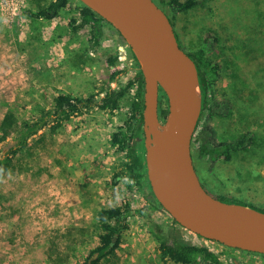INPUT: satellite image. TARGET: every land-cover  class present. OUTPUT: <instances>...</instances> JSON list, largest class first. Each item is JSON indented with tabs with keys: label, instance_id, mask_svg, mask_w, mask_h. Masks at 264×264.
<instances>
[{
	"label": "rangeland",
	"instance_id": "obj_1",
	"mask_svg": "<svg viewBox=\"0 0 264 264\" xmlns=\"http://www.w3.org/2000/svg\"><path fill=\"white\" fill-rule=\"evenodd\" d=\"M154 1L172 17L166 5L169 0ZM37 6V0H0V123L8 110L20 121L31 118L37 106L50 107L57 92L77 97L99 93L100 98L104 96L101 88L110 84L109 57L120 51L132 58L126 42L106 23L96 48L91 47V26L77 33L69 27L72 17L81 22L75 10L77 0L54 20L28 17L26 11ZM174 22L186 53L201 46L208 30L220 37L219 49L212 55L221 66L217 86L219 96L233 102L234 113L215 120L219 134L233 137L238 131L252 129L257 135L249 152L235 155L229 162L216 159L213 173L210 162L194 150L201 179L214 195L264 208V0H203L194 9L179 13ZM133 64L122 68L130 72ZM126 78L119 77L116 84L112 81V87H123ZM162 100L168 106L167 97ZM122 105L113 114L96 107L55 132L48 129L46 141L38 143L42 147L34 150L33 157L16 160L23 169L11 170L1 179L0 264H53L50 254L74 264L95 246L97 211L121 203L130 204L133 215L115 257L101 264H175L161 259L160 243L150 231L153 224L183 243L220 252L228 264H264V256L226 249L187 231L152 195L147 198L140 188H130L126 179L113 183L125 160L111 141V135L128 119L127 105ZM48 186L53 193L44 197L40 190ZM36 204L42 206L41 217L52 221L31 227L28 222L34 213L27 214ZM56 247L58 254L52 253Z\"/></svg>",
	"mask_w": 264,
	"mask_h": 264
},
{
	"label": "trees",
	"instance_id": "obj_2",
	"mask_svg": "<svg viewBox=\"0 0 264 264\" xmlns=\"http://www.w3.org/2000/svg\"><path fill=\"white\" fill-rule=\"evenodd\" d=\"M37 1L39 5L37 8L26 11L28 17L37 20H54L61 16V13L70 6L73 0H50L43 4H41L43 0ZM77 1L79 6L75 10L80 15L81 22L77 23V18L72 17L68 25L76 33L86 26H91V47H99L104 35L103 24H110L79 0ZM202 2L203 0L167 1L166 5L172 13V17H168L174 28V19L179 13L188 12ZM159 6L164 10L161 4ZM120 37L122 38L121 35ZM123 41L125 43L124 39ZM219 46L220 37L218 33L215 30H208L203 35L201 46L193 52H188L197 65L203 96L202 114L194 134L193 144L196 146L198 156L210 162V173L214 171L216 159L229 162L235 155L249 152L255 145L257 137L256 132L252 129L238 131L233 137L221 136L214 125L217 118H230L234 113L233 102L224 96H219L217 84L222 77L221 66L212 57L218 51ZM129 50L134 59L130 72L128 68H122L119 53L109 57L108 61L112 71L108 82V84L110 83L109 86L101 88L104 96L98 98L99 93H91L88 96L77 97L69 93L57 92L50 107L37 106L36 113L24 121H20L12 110L7 111L0 123V181L9 171H14L16 168L19 171L23 169L15 164L16 160L23 156L33 157L34 150L42 147L38 143L46 141L45 132L48 129L55 132L58 128L69 123L73 117L89 113L96 107L113 114L117 110H121L122 104L125 103L128 119L117 133L111 135L112 144L118 147L125 158L121 163L122 170L116 172L113 177V183L117 185L122 179H126L130 188L134 185H141V181L147 172L143 130L144 77L135 55L130 48ZM128 74L130 76L123 87L119 89L112 87V81H117L118 77ZM133 90L134 92L131 93ZM164 95L162 92L159 105L162 119L166 117L168 111L162 100L166 97ZM5 148L8 150L3 153ZM210 193L222 201L235 203L225 195ZM159 206L162 207L160 204ZM246 206L257 208L255 205ZM260 208L257 210L264 212V208ZM131 215H133V209L127 203L98 210L96 225L98 232L95 246L74 264H89L90 259L96 253H98V257L91 264H101L103 261L110 262L121 245L122 236L128 229V219ZM173 221L175 220L173 219ZM150 231L160 243L159 254L164 261H171L175 264H228L220 252L204 246L183 243L175 236L168 234L161 225L153 224ZM116 236H118V240L114 241ZM52 253L58 254V247ZM244 253L260 255L250 252ZM49 260L53 264H65L62 262L61 256L53 258L50 254Z\"/></svg>",
	"mask_w": 264,
	"mask_h": 264
},
{
	"label": "water",
	"instance_id": "obj_3",
	"mask_svg": "<svg viewBox=\"0 0 264 264\" xmlns=\"http://www.w3.org/2000/svg\"><path fill=\"white\" fill-rule=\"evenodd\" d=\"M79 1L122 36L140 66L144 77L145 161L159 204L197 236L264 255V212L215 198L199 179L192 155L203 108L199 71L180 46L167 13L154 0ZM162 92L169 103L164 122L159 110ZM97 257L98 253L89 264Z\"/></svg>",
	"mask_w": 264,
	"mask_h": 264
},
{
	"label": "crops",
	"instance_id": "obj_4",
	"mask_svg": "<svg viewBox=\"0 0 264 264\" xmlns=\"http://www.w3.org/2000/svg\"><path fill=\"white\" fill-rule=\"evenodd\" d=\"M131 57V56H130ZM133 59L131 58V61H130V64H133L134 62L132 61ZM131 70H132V68H131ZM129 77L130 76V74H128V75H122L120 78L122 79V78H126V77ZM119 78V77H118ZM120 79V80H121ZM127 79V78H126ZM118 81H114V84H116ZM45 173V172H44ZM42 174L43 173H40L39 175H40V179H44L43 178V176H42ZM42 176V177H41ZM47 177L49 178V175H47ZM42 189H44V190H40L41 192H44L45 193V195H44V197H47V196H49L51 193H53V192H51L52 190H51V188H50V186H48V187H44V188H42ZM46 190V191H45ZM41 210H42V206L40 205V204H36L35 206H34V208H32L31 210L29 209V211H31V213H29V214H27V217H30V215H33V213H34V216H33V218L31 219V217H30V219H29V226H31L32 227V225L34 224L35 226H39L40 224H42L41 226H43V225H45V224H47V223H49V221H52V218H47V217H44L43 215V218L41 217V215H40V213H41ZM43 211H44V209H43ZM37 215H39V219L38 218H36V216ZM26 216V215H25ZM55 222V221H54Z\"/></svg>",
	"mask_w": 264,
	"mask_h": 264
},
{
	"label": "flooded vegetation",
	"instance_id": "obj_5",
	"mask_svg": "<svg viewBox=\"0 0 264 264\" xmlns=\"http://www.w3.org/2000/svg\"><path fill=\"white\" fill-rule=\"evenodd\" d=\"M167 101H168V100H167ZM167 105H168V106H166V108L168 109V111H167V115H166V117L162 119L163 122L166 120V118H167V116H168V113H169V103H167ZM194 150L197 151L196 146L192 143V155H193L194 166H195V169H196V171H197V174H198V176H199V179H200V181H201L203 187L206 189V187H205V183H206V182H205L203 179H201V175H202V174H200L199 169L197 168V163H196V157H197V156H196ZM194 154H195V156H194ZM197 154H198V153H197ZM134 186L140 188V189L143 190V191H145V192H146V197H147V198H148L150 195H152L151 197H153L154 199H156L155 196H154V194H153V191H152V188H151V184H150L149 179H148L147 172H146V176L144 177L143 181H141V185H140V186H138V185H134ZM134 186H133V187H134ZM206 190H207V189H206ZM207 191L209 192V190H207ZM209 193H210V192H209ZM156 201H157V199H156ZM115 238H116V237H115ZM114 241H115V239H114Z\"/></svg>",
	"mask_w": 264,
	"mask_h": 264
},
{
	"label": "built area",
	"instance_id": "obj_6",
	"mask_svg": "<svg viewBox=\"0 0 264 264\" xmlns=\"http://www.w3.org/2000/svg\"><path fill=\"white\" fill-rule=\"evenodd\" d=\"M119 60L121 61L122 66H124L126 63H129L131 61V59H129V57L127 56V53L125 52L122 53L120 51H119Z\"/></svg>",
	"mask_w": 264,
	"mask_h": 264
}]
</instances>
